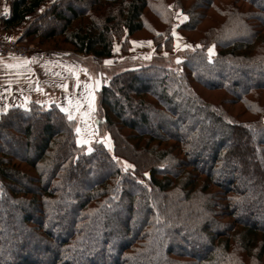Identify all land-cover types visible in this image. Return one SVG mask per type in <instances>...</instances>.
<instances>
[{
	"label": "trees",
	"instance_id": "1",
	"mask_svg": "<svg viewBox=\"0 0 264 264\" xmlns=\"http://www.w3.org/2000/svg\"><path fill=\"white\" fill-rule=\"evenodd\" d=\"M175 25L179 63L99 88L111 147L56 103L0 114V264H264V0H0L14 38L96 64L142 31L173 53Z\"/></svg>",
	"mask_w": 264,
	"mask_h": 264
},
{
	"label": "rangeland",
	"instance_id": "2",
	"mask_svg": "<svg viewBox=\"0 0 264 264\" xmlns=\"http://www.w3.org/2000/svg\"><path fill=\"white\" fill-rule=\"evenodd\" d=\"M65 7L66 6L63 5L61 9H65ZM184 17L185 16L183 14L178 12L176 14V21L179 22V20H184ZM173 33H175V51L173 53H169L166 50L158 52L149 33L142 31L141 33H138L137 35H134L130 38V48L128 53H123L122 43L116 42L114 49L117 50H114L113 56L104 60L100 64H96L90 56H83L81 53H73L71 50L63 49L62 52L54 54L59 58L56 59L58 61H54L55 63H59V79L61 80V78H64L67 79V81L72 82L76 96L81 99L80 100L78 98L79 102L75 101L71 111L68 110L67 112H70L71 115L76 116L77 128L79 127L81 130L78 133V139L87 141V143L83 144H90L92 141L99 138L100 140L104 141L108 147H111L112 145L110 136L106 132L101 133L99 130V115L97 114V105L98 90L113 73L128 66L148 64L156 60L159 62H167L170 60L172 64H175L177 62V58H180L181 51H183L185 48H190L185 47L184 45H192L193 47V44L189 43L186 38L178 31V26L175 25ZM133 41H138L140 43L134 44L132 43ZM149 41L151 43H148ZM33 45H35L37 50L27 58H31L41 51L40 46L36 44ZM211 47L213 48V52L211 54L209 53V55L213 56L216 53V49L215 46ZM71 53L73 55H71L69 59H64V57L61 56L63 54L67 57ZM105 61H111V63L106 64ZM64 95L66 94H62V96ZM93 97V103L89 104V100ZM251 164L252 162H249L250 166Z\"/></svg>",
	"mask_w": 264,
	"mask_h": 264
},
{
	"label": "crops",
	"instance_id": "3",
	"mask_svg": "<svg viewBox=\"0 0 264 264\" xmlns=\"http://www.w3.org/2000/svg\"><path fill=\"white\" fill-rule=\"evenodd\" d=\"M15 35L0 27V38L10 39ZM62 51L41 47V51L31 58L0 56V114L12 106H27L37 101L45 105L56 103L71 111L74 102H79L80 98L76 96L72 82L58 77L59 63L54 61L59 58L54 54ZM71 55L61 56L69 59Z\"/></svg>",
	"mask_w": 264,
	"mask_h": 264
},
{
	"label": "built area",
	"instance_id": "4",
	"mask_svg": "<svg viewBox=\"0 0 264 264\" xmlns=\"http://www.w3.org/2000/svg\"><path fill=\"white\" fill-rule=\"evenodd\" d=\"M36 50L35 45L20 42L16 38H0V56L27 58Z\"/></svg>",
	"mask_w": 264,
	"mask_h": 264
},
{
	"label": "snow or ice",
	"instance_id": "5",
	"mask_svg": "<svg viewBox=\"0 0 264 264\" xmlns=\"http://www.w3.org/2000/svg\"><path fill=\"white\" fill-rule=\"evenodd\" d=\"M5 11H6V10H5ZM41 11H43V9H41ZM184 19L186 20L187 17H184ZM173 35H175V33H173ZM132 43L136 44V43H140V42H138V41H133ZM148 43H151V42L149 41ZM184 46H185V47H192V45H187V44L184 45ZM196 47H199V45H196ZM114 50H117V49H114ZM208 52L211 54V53L213 52V48H212V47H209ZM165 54H166V53H165ZM179 62H180V58L178 57V58H177V63H179ZM105 63L108 64V63H111V61H105ZM65 87H66V85H65ZM93 101H94V97H93L92 99L89 100V104H92ZM37 103H39V101H37ZM61 111H67V109L61 108ZM67 118H68L69 120H72V119H73V117H72V115H71L70 112H68V116H67ZM76 131L79 133L81 130H80V128L78 127V128H76ZM77 143H82V144H83V143H87V141H86V140L77 139ZM88 151L91 152L92 149L89 148ZM114 158H115V157H114ZM125 163H126V162H125ZM127 167H134V166L127 165ZM161 167H163V165H161ZM144 175H148V173H144Z\"/></svg>",
	"mask_w": 264,
	"mask_h": 264
}]
</instances>
